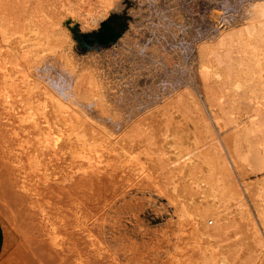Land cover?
Wrapping results in <instances>:
<instances>
[{
    "label": "bare ground",
    "instance_id": "1",
    "mask_svg": "<svg viewBox=\"0 0 264 264\" xmlns=\"http://www.w3.org/2000/svg\"><path fill=\"white\" fill-rule=\"evenodd\" d=\"M121 6V0H0V102L25 107L24 115L29 113L45 125H30L39 135L35 145L42 162L59 166L58 174L49 179L38 174V182L46 187L45 196L55 205L53 196L64 186L85 203L99 198L104 193L101 183L110 187L108 170L116 164L126 169V156L116 149L130 143L139 147V153L133 151L131 156L144 159L142 153L148 154L149 161L146 157L139 163L147 161L144 170L156 173L141 184L151 185L175 206L181 225V254L175 258L180 264H264V179L244 182L241 167L247 161L254 174L264 172V0H247L234 23L199 37L194 63L180 77L184 81L171 82L153 95L144 105V114H137V120L115 142L106 128L90 116L84 118L78 107L95 104L94 112L100 111L102 116L105 88L113 86L109 79L117 77L112 74L120 72L133 54H148L125 31L115 50L75 55L70 46L73 39L62 29V19L80 15L90 20L88 24L84 21V29H91ZM66 45L70 48L62 53ZM48 61L57 65L62 88L48 83V75L40 71L48 67ZM247 123L252 124L251 129H246ZM242 134L248 141L247 152L236 145ZM69 231L73 237L68 242L78 241L74 231ZM55 254L50 264L61 256Z\"/></svg>",
    "mask_w": 264,
    "mask_h": 264
},
{
    "label": "rangeland",
    "instance_id": "2",
    "mask_svg": "<svg viewBox=\"0 0 264 264\" xmlns=\"http://www.w3.org/2000/svg\"><path fill=\"white\" fill-rule=\"evenodd\" d=\"M21 1L18 0V2ZM246 2L247 0H121L123 7L121 6V10L113 14H117L120 19L123 33L131 32L130 36L132 35V38L139 42L138 44L142 46L141 49L145 50L148 56L133 54L132 59L123 63L124 66L120 72L112 74L117 77L109 79L110 84L114 82L113 86L107 85L110 88L106 87L105 90L109 91L104 90L106 94L103 95L106 96L105 100L110 96L107 101H111L112 97V105L110 101L109 105L104 100L105 106L107 105L110 110L103 105L105 110H109L108 112L111 111V113L107 114L103 109L104 116H101L102 112L100 111H95L96 114L94 110L97 108L95 109V104H93L94 107L93 105L78 107L79 110H83V117L90 116L91 120L96 119L93 121H96L97 125L100 124L103 129L106 128L105 132L108 131L114 141L119 137L117 139L119 141L127 130V125L137 120L136 115L144 114L146 111L144 105L152 99L153 95L159 93L165 85L171 84V82L184 81L180 77H185L188 65L190 67L194 63L195 41L197 42V39L203 36L213 34L220 28L222 29L224 25L228 26L230 21L234 23L238 16H241L242 6ZM79 17L80 15H74V17L71 15L62 19V29H67L66 31L73 39L70 46L75 55L84 56V53L90 50L104 51L109 47V51L116 49V41L121 35L107 47L83 49L76 41L75 33L77 29L84 30V26L90 20ZM70 46H64L62 53ZM156 49L157 51H155ZM51 63L48 61V67H42L40 71L46 72L48 83L62 88L63 86L60 84L63 79L58 68L56 69L57 65L52 66ZM7 82L10 81L7 80ZM107 95L109 96L107 97ZM113 97H116L115 100ZM226 101L225 104L229 106L230 101ZM7 104L10 105L0 102V186L2 185L0 187V206L3 209V215L0 216L3 230L0 264H50L55 251L61 256L59 255L58 258L55 254L58 259H56V263L52 264H91L92 260L94 264H98V261L99 264H107L109 261L108 264H171V262L180 264L179 259L175 258L181 254L179 238L181 225H179L175 206L164 194L162 195L151 185L146 187L141 184L144 179V181L152 180L156 174L149 170L146 172V164L149 161L148 154L142 150L144 155L141 153L140 155L144 159H141L145 160L148 157V160L146 159V163L141 161L143 163L140 164L141 159L138 157L140 155L137 156L138 158L131 156L134 155V153L131 154L133 151L139 153V147H131L130 143L125 142L116 151H122L123 156H126V169L123 170L117 164H113L115 165L114 169L108 170V177L111 175L110 180L108 179L110 187L108 190L106 189L107 185L104 182L101 183L104 185L105 191L107 190L106 193L103 187L104 193L101 194L103 197H92L96 200L92 201L91 199L85 203V200L76 196L70 189H64V186H61L64 192H61L62 188L61 190L57 188L60 194L56 192L57 195L53 196V202L57 201V203L52 205L45 196V185L43 184L42 188L41 182H38V178H40L38 174L41 173L43 177L49 179L50 176L58 174L59 166L48 164V160L45 163L42 162V157L35 145V141L39 140V135L36 136L37 134L32 130L33 126H30L35 124L42 127L45 125L40 121L41 119L33 118L29 116V113L27 116L24 115L25 107H20L17 104L12 107ZM135 111L136 113H134ZM23 115L26 116V119ZM18 121L17 126L15 123ZM246 127V129H251L252 124L247 123ZM246 143L248 144V141L243 134L236 140L237 147L243 152L248 151ZM116 151L115 153H118ZM261 152L262 149H259V155ZM118 154H114V156L117 157ZM140 165H143L144 168ZM241 167H243L244 182L264 179V172L254 174L251 163L241 162ZM119 171L121 172L119 173ZM114 177L115 180H113ZM105 182L107 183V181ZM3 186L6 188L4 189ZM105 194L107 195L105 196ZM98 199L99 205L96 202ZM67 220L72 223L68 222L69 225L66 223ZM69 228L72 229V232L74 231L80 241L76 239V242H68V239L73 237L70 235ZM60 241L63 243L60 244ZM170 259L173 261H169Z\"/></svg>",
    "mask_w": 264,
    "mask_h": 264
},
{
    "label": "crops",
    "instance_id": "3",
    "mask_svg": "<svg viewBox=\"0 0 264 264\" xmlns=\"http://www.w3.org/2000/svg\"><path fill=\"white\" fill-rule=\"evenodd\" d=\"M122 33L123 31L120 19L117 17V14H111L100 19L97 22V25H95L91 29H77L75 33V39L83 49H91L94 47L100 48L107 47L108 45L112 44L120 35H122ZM107 49H110V47L106 48L105 50ZM2 243L3 230L0 223V250L2 247Z\"/></svg>",
    "mask_w": 264,
    "mask_h": 264
}]
</instances>
